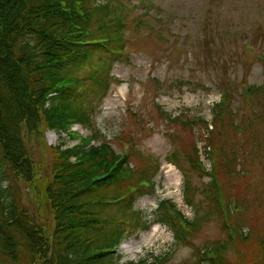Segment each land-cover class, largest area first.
I'll list each match as a JSON object with an SVG mask.
<instances>
[{
  "label": "trees",
  "instance_id": "trees-1",
  "mask_svg": "<svg viewBox=\"0 0 264 264\" xmlns=\"http://www.w3.org/2000/svg\"><path fill=\"white\" fill-rule=\"evenodd\" d=\"M123 8L120 0H0V264H165L171 251L135 262L121 261L122 254L114 250L125 234L145 231L154 221L166 225L177 244L192 250L193 262L175 264H264V222L255 237L250 228L239 233L246 218L232 216L218 185L220 175L239 172L233 140L244 129L236 109L227 105L226 91L213 105L211 119L197 118L208 133L204 151L210 170L199 161L196 141L184 153L192 170L210 177L200 189L208 200L202 214V199H194L199 189L187 182L184 200L194 210L192 218L171 199L158 202L153 219L134 207L138 197L155 189L158 159L142 155L141 166H132L140 153L134 141H126L127 152L117 151L94 120L112 83H121L111 74L114 63L128 60ZM6 66L14 77L4 73ZM244 93L247 100L252 94L256 100L262 96L258 112L251 113L264 128L262 86L247 85ZM164 114L190 130L198 121L178 123V115ZM76 123L91 135L70 132ZM45 129L69 132L79 141L48 146L51 178L40 185V164L30 151L34 139L44 144ZM223 134L233 137H220ZM168 135L178 138L173 132ZM167 158L177 164L178 151ZM20 179L38 198L34 203L40 211L46 205L53 215L50 232L42 215H37L40 223L16 203L19 189L14 182ZM210 218L217 220L225 236L195 244L192 239L201 223Z\"/></svg>",
  "mask_w": 264,
  "mask_h": 264
},
{
  "label": "rangeland",
  "instance_id": "rangeland-1",
  "mask_svg": "<svg viewBox=\"0 0 264 264\" xmlns=\"http://www.w3.org/2000/svg\"><path fill=\"white\" fill-rule=\"evenodd\" d=\"M120 2L125 5L122 15L125 49L129 56L127 61L114 63L111 74L121 83H112L94 120L117 151L127 152L126 141L130 138L134 141L140 153L132 160V166H141L142 155L158 159L155 189L138 197L135 208L146 210L148 218L153 219V210L158 202L171 199L178 209L192 218L194 210L184 200L187 182L199 189L194 199H202L203 207L199 211L202 214L208 200L200 189L208 185L210 177L192 170L184 153L190 151V144L196 141L199 161L206 171L210 170V159L204 151L208 133L206 126L197 118L211 119L213 104L226 91L227 105L236 109L237 119L244 129L233 140L238 148L236 170L239 172L220 175L218 185L223 200L230 201L233 211L235 203L245 205L241 214L247 224L243 225L242 231L246 232L249 226L250 236L255 237L264 222V128L260 120L252 116L251 110L258 112L257 103L259 99L262 101V96L256 100L252 94L249 97L253 99L247 100L244 86L260 85L264 90V0ZM4 73L11 78L15 76L9 66L4 68ZM6 107L10 108L9 104ZM164 112L178 115V123L183 119L198 121L192 123L191 130L182 128L180 124L168 121ZM71 130L82 137L91 135L89 129L79 124H74ZM168 132H173L178 138L173 140ZM226 136L233 137L231 134L220 137ZM61 140L65 145H73L79 137L71 139L67 133L59 135L46 130L44 144L35 139L32 142L30 152L35 163L40 164V185L51 178L48 146ZM174 150L178 151L177 164L167 158ZM14 185L19 189L16 196L19 208L30 212L40 223L37 215H42L50 232L54 218L46 205L40 211L39 205L34 203L38 198L26 189L28 186L25 187L26 183L21 179ZM201 224L192 239L195 244L225 236L216 219L210 218ZM155 225H158L156 235L144 242L132 243L151 233ZM124 242H129L125 248L122 246ZM112 243L93 242V245ZM116 251L122 254L121 261L152 259L169 251L165 264L194 261L191 248L177 244L173 232L156 221L147 231L126 237Z\"/></svg>",
  "mask_w": 264,
  "mask_h": 264
},
{
  "label": "bare ground",
  "instance_id": "bare-ground-1",
  "mask_svg": "<svg viewBox=\"0 0 264 264\" xmlns=\"http://www.w3.org/2000/svg\"><path fill=\"white\" fill-rule=\"evenodd\" d=\"M158 230V225H155L154 227H153V231L151 232V233H147V234H145V235H142V236H140L137 240H136V242H132V243H135V244H138V242H144V241H146L147 239H150L152 236H154V235H156V231ZM127 245H129V242H124L123 244H122V246L125 248Z\"/></svg>",
  "mask_w": 264,
  "mask_h": 264
}]
</instances>
